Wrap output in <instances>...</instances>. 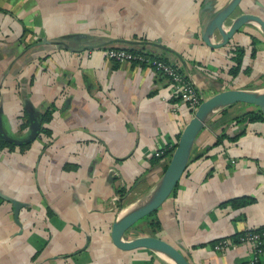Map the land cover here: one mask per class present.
<instances>
[{
	"label": "crops",
	"instance_id": "1",
	"mask_svg": "<svg viewBox=\"0 0 264 264\" xmlns=\"http://www.w3.org/2000/svg\"><path fill=\"white\" fill-rule=\"evenodd\" d=\"M229 1L0 0V122L22 138L31 112L48 133L25 149L0 150V193L23 204L15 220L0 198V264H167L145 248H116L110 225L155 189L192 113L164 77L107 61L104 51L164 59L190 75L203 100L229 89L262 91L264 40L254 24L219 49L200 40L205 4ZM241 11L264 23V0H242ZM229 46L242 50L235 77ZM255 109L236 104L210 114L151 216L158 226L141 218L123 237L161 238L189 264L245 261L246 246L218 252L211 243L264 227V122L233 121ZM221 134L238 137L214 145ZM242 196L251 201L232 205Z\"/></svg>",
	"mask_w": 264,
	"mask_h": 264
},
{
	"label": "water",
	"instance_id": "2",
	"mask_svg": "<svg viewBox=\"0 0 264 264\" xmlns=\"http://www.w3.org/2000/svg\"><path fill=\"white\" fill-rule=\"evenodd\" d=\"M242 0H230L224 7L214 9L215 3L207 2L205 8L208 11L209 19L206 21L201 33V42L209 49H219L232 43L234 37L247 36V24H254L264 40V23L255 15L248 13L237 14L241 11ZM242 12V11H241ZM228 24V25H227ZM227 27V29H225ZM245 28V29H244ZM218 35L220 40L211 43L213 35ZM114 42V41H113ZM131 46H151L148 42L117 41ZM228 52L231 48L227 47ZM236 104H246L255 107L264 119V90L252 92L241 89H229L203 100L192 112V116L180 132L177 142L171 152L170 158L160 176V179L146 198L124 213L118 216L110 225L109 237L111 243L120 250H131L145 248L155 253H161L168 257L174 264H189L180 250L165 240L152 235H139L130 239L123 237L124 232L137 220L156 210L162 202L170 195L176 183L190 159L191 148L197 134L200 132L208 116L223 108ZM29 126L25 137L15 138L7 134L0 122V137L7 144L15 147L23 146L33 142L40 129V121L36 114L28 112ZM0 198L10 203L13 218L16 220L18 209L23 205L21 202L0 193Z\"/></svg>",
	"mask_w": 264,
	"mask_h": 264
},
{
	"label": "built area",
	"instance_id": "3",
	"mask_svg": "<svg viewBox=\"0 0 264 264\" xmlns=\"http://www.w3.org/2000/svg\"><path fill=\"white\" fill-rule=\"evenodd\" d=\"M104 58L115 64H134L144 66L154 74L160 75L173 87L177 100L192 113L203 101L190 75L179 71L169 62L150 57L142 52L119 48H109L104 51ZM244 245L248 248L245 261L237 264H259L260 254L264 247V227L246 229L233 238H219L211 243V249L223 252L231 246Z\"/></svg>",
	"mask_w": 264,
	"mask_h": 264
},
{
	"label": "trees",
	"instance_id": "4",
	"mask_svg": "<svg viewBox=\"0 0 264 264\" xmlns=\"http://www.w3.org/2000/svg\"><path fill=\"white\" fill-rule=\"evenodd\" d=\"M131 51L133 52V50H131ZM135 52H138V51H135ZM158 59H160V58H158ZM160 60L165 61L164 59H160ZM231 62L233 63V65L231 67H229L228 74L231 77H235L238 74V72L240 71V68H241V63H242V50L241 49H239V48H235L234 49L233 57H231ZM47 117H48V115L47 114H44V120H47L48 119ZM39 121H40V124H41L42 123V119H40ZM233 121L235 123H237V124L238 123H242V124L246 125V124L254 123V122H264V119L261 116L260 112L257 109H255L254 111L245 112V113H242V114L234 117L233 118ZM39 133H42L44 135H48L47 130L46 129H43L41 127V125H40V129H39ZM237 137H238V135H235L233 137H228L226 135L221 134L215 140L214 145L215 144H219L220 142H222L223 139H225L227 141H230V142H233V141L236 140ZM28 145L29 144L23 145V146H19L17 148H19V149H25ZM13 148H15L14 145L7 144L0 137V150L1 149H13ZM230 201H231L232 205H234V206H242V205H244L246 203H249L251 201V199L249 197L242 196V197H239V198H234V199H232ZM154 212H155V210L152 211L151 213L145 215L144 217H142V218H145V219L147 217V219H149V226H150L151 229L153 227L158 226V222L151 217ZM237 235H234L232 238L235 239V237Z\"/></svg>",
	"mask_w": 264,
	"mask_h": 264
},
{
	"label": "bare ground",
	"instance_id": "5",
	"mask_svg": "<svg viewBox=\"0 0 264 264\" xmlns=\"http://www.w3.org/2000/svg\"><path fill=\"white\" fill-rule=\"evenodd\" d=\"M137 203H138V202H136V204H137ZM136 204H135V205H136ZM135 205H134V206H135ZM134 206H132V207H134ZM132 207H131V208H132ZM131 208H130V209H131ZM130 209H128V210H130ZM128 210H127V211H128ZM127 211H126V212H127ZM126 212H125V213H126ZM122 215H123V214H122ZM157 254H158V256H159L162 260H164L166 263L174 264V263L172 262V260H170V259H169L168 257H166L165 255H163V254H161V253H157Z\"/></svg>",
	"mask_w": 264,
	"mask_h": 264
},
{
	"label": "rangeland",
	"instance_id": "6",
	"mask_svg": "<svg viewBox=\"0 0 264 264\" xmlns=\"http://www.w3.org/2000/svg\"><path fill=\"white\" fill-rule=\"evenodd\" d=\"M146 219H147V217H146ZM140 222H142V221H138V223L137 224H139ZM129 234V232L128 231H126L125 232V235H128ZM167 264H169V263H167Z\"/></svg>",
	"mask_w": 264,
	"mask_h": 264
}]
</instances>
